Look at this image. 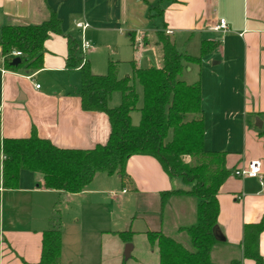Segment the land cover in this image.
I'll return each mask as SVG.
<instances>
[{"label": "crops", "instance_id": "obj_1", "mask_svg": "<svg viewBox=\"0 0 264 264\" xmlns=\"http://www.w3.org/2000/svg\"><path fill=\"white\" fill-rule=\"evenodd\" d=\"M155 7L162 11L158 26L149 18ZM51 12L61 21V34L45 41L41 69L13 71L0 56V139L28 138L34 132L59 149L77 150L107 142V116L81 109L79 65L67 68L68 37L81 44L77 23L88 25L84 38L91 48L84 60L96 75L103 74L96 72L101 66L95 58L110 46L114 53H106L102 63L106 59L107 70L114 62L118 77L122 63L136 64L118 50H136L138 38L143 49L150 34L159 31H171L169 39L178 35L183 44L195 45L197 52L175 47L191 57H199L201 44L209 43L212 49L199 64H184L181 80L200 83L204 148L207 144V151L225 153L230 173L217 192L216 227L223 241L213 246L210 261L252 264L243 258L242 243L244 226L264 218V0H0V28L39 25ZM219 19L226 21L227 31L217 39L211 28ZM188 72L194 74L190 80L185 77ZM110 99L113 107L116 97ZM3 160L0 151V264H37L42 232L53 221L61 227L60 264H127L131 259L135 264H159L158 250L148 254L155 258H141L134 255L133 246L124 258L126 243L118 233L130 232L131 239L143 234L147 239L146 233L161 232L179 242L186 235L183 229L196 223L198 202L192 196H171L161 206L162 193L189 187L170 178L151 157L129 158L123 176L96 175L79 194L49 190L41 174L26 170L19 172L15 189H5ZM252 161L260 162L262 185L258 179L232 174ZM120 185L121 194L127 195L124 203L132 208L127 218L112 209L119 201L113 195ZM184 239L189 241L187 235ZM107 241L113 247L108 254ZM259 251L264 259V231Z\"/></svg>", "mask_w": 264, "mask_h": 264}, {"label": "trees", "instance_id": "obj_2", "mask_svg": "<svg viewBox=\"0 0 264 264\" xmlns=\"http://www.w3.org/2000/svg\"><path fill=\"white\" fill-rule=\"evenodd\" d=\"M161 14L157 9V15ZM53 34H61V21L53 12L39 25L2 26L0 56L7 58L6 66L10 70H39L44 43ZM156 37V45L162 53L159 68H139L131 62V77L124 78L117 77L114 62L108 63L103 75L92 73L87 62L79 69L77 95L81 109L107 116L110 133L105 144L87 150L59 149L34 132L28 138L0 139V151L4 155L2 184L5 189H15L19 172L26 170L41 174L49 190L79 194L98 174L123 176L129 158L151 157L170 178H177L189 187L162 193L161 206L175 195L192 196L198 202L195 225L183 229L191 250L161 232L146 233L149 244L158 250L159 264H212L210 252L219 242L213 234L219 214L217 192L230 173L225 167V153L204 148L200 83L187 84L179 79L184 64H199L212 45L203 42L199 57H191L179 53L163 31L157 32ZM67 41V68L74 69L80 65L82 55L74 39L68 37ZM12 51L21 53V63L17 66L10 65ZM131 79H136L142 88L137 125H132L130 117L138 102ZM115 92L120 94V103L109 107L108 102ZM263 231L264 218L244 226L243 258L252 264H264L259 251ZM118 236L124 243L131 241L130 232H121ZM60 260L61 227L58 221H53L42 232L37 264H60ZM229 264L241 263L231 261Z\"/></svg>", "mask_w": 264, "mask_h": 264}, {"label": "rangeland", "instance_id": "obj_3", "mask_svg": "<svg viewBox=\"0 0 264 264\" xmlns=\"http://www.w3.org/2000/svg\"><path fill=\"white\" fill-rule=\"evenodd\" d=\"M157 9H160L159 7H157ZM157 9H151L150 12H151V15L153 16V20H155L153 24H155L156 26H158V22L157 20L159 19L160 16L157 15ZM159 28H160V25H159ZM178 35H174V36H170V41L175 44V47L178 51L180 52H185V50H188L189 52H197L196 50V46L193 45V44H189L188 42L186 44H183L181 42L180 39H178L177 37ZM156 42V36L154 34H150V37L146 40L145 42V46L143 49L140 50L139 54L137 52V50H133L132 48H128V47H125V49H119L118 50V53L120 54V56H122L123 58H129L127 59L128 61L130 60H134L136 62V64L140 67V68H149V67H155V68H159L162 66V53H161V50L160 48L155 44ZM107 52L105 51V53L101 54L100 56H97L95 58L96 60V66L97 65H100L101 66V69H95L96 72H100L98 74H105L106 72V59H105V63L103 64V58H106V53H114V48L113 47H109V49H106ZM89 51V50H88ZM138 55L140 57H138ZM188 70V69H187ZM131 75V65L129 62H125V63H122L120 66H119V73H118V77L120 78H124V77H127V76H130ZM186 78L188 80H190L194 74L193 72H188L185 74ZM197 78V77H196ZM181 80V76L179 78ZM131 84H133L134 88H135V92L137 93L138 95V102H137V105H136V109L134 111L131 112L130 114V117H131V123L132 125H137L139 123V120H140V113L138 111V109L141 107L142 105V88L140 86V84L138 83V81L136 79H131ZM112 97H116V103L114 106H117L120 102V94L118 92H115L111 95V98ZM119 99V100H118ZM111 100V99H110ZM108 102V105L111 106V102ZM118 100V101H117ZM205 150L208 148V145L206 144L205 145ZM185 161L186 162H189V159L188 158H185ZM98 177H104V178H107L108 176L105 175V174H98ZM116 200H119L118 203L120 201V204L118 205V203H113L112 204V209L114 208V210H118L119 211V215L120 217H123V218H127V216H129V214L131 213L132 214V208H131V205H129V203H124V199L127 197V195H122L121 194V185L119 186V189L118 191H115L114 192V195ZM109 205L107 206V210L109 209ZM119 228V227H118ZM121 228V227H120ZM186 237V235H181L179 238H178V241L179 242H182L181 244L184 245L187 249L191 250L192 247H191V244H190V241H186L184 238ZM110 240V242L112 241V238H107ZM114 241H116L115 243H120L117 238H113ZM127 244H130L132 247L134 246L135 248V252H134V255H139L141 258L147 256V257H152V258H155L154 256H150L148 254H151V251H153L154 253H156L157 249L155 246H151L146 237L143 235V234H140V235H136V236H133L132 239H131V242L129 243H126L124 244V247H123V250L125 248V246ZM114 246V245H112ZM113 249V247L109 246V243L107 241V248H106V253L108 254L111 250ZM152 252V253H153ZM124 253V251H123ZM147 253V254H146ZM153 253V254H154ZM151 254V255H153ZM128 260V259H127ZM127 264H135L134 261L131 259V260H128Z\"/></svg>", "mask_w": 264, "mask_h": 264}, {"label": "built area", "instance_id": "obj_4", "mask_svg": "<svg viewBox=\"0 0 264 264\" xmlns=\"http://www.w3.org/2000/svg\"><path fill=\"white\" fill-rule=\"evenodd\" d=\"M75 26L77 29L81 31V44H80L79 50L82 55V60H81L80 65L78 66V69H80L85 63L84 55L91 48V44L89 41H87L84 38V31L86 30L88 25L83 24V23H77ZM211 31L216 34L217 39H220L221 35L227 31L226 21L224 19H219L217 24L211 28ZM165 34L170 35L172 34V32L165 31ZM135 47L139 54L140 50L142 49V39H139V38L136 39ZM10 57H21V53L17 51H12L10 54ZM35 88L38 89L39 85H35ZM259 170H260V162L252 161L245 168L235 170L232 174L234 177H238V178L246 177V178L258 179L260 184L262 185L263 181H262V177L259 175Z\"/></svg>", "mask_w": 264, "mask_h": 264}, {"label": "water", "instance_id": "obj_5", "mask_svg": "<svg viewBox=\"0 0 264 264\" xmlns=\"http://www.w3.org/2000/svg\"><path fill=\"white\" fill-rule=\"evenodd\" d=\"M20 63H21V58H20V57H15V58H13V59L10 61V65H11V66H17V65H19ZM259 126H260V125H259V123H258V127H259ZM213 234H214L215 238H216L218 241H223V239L221 238V235H220V233H219L217 227H215V228L213 229ZM131 249H132V246H131L130 244H127V245L125 246V248H124V258H128V257H129V253H130Z\"/></svg>", "mask_w": 264, "mask_h": 264}]
</instances>
